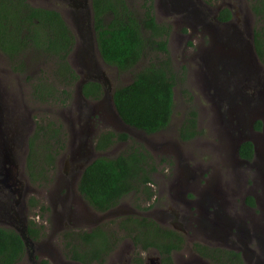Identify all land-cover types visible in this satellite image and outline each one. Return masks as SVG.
I'll use <instances>...</instances> for the list:
<instances>
[{"label":"rangeland","instance_id":"374dc122","mask_svg":"<svg viewBox=\"0 0 264 264\" xmlns=\"http://www.w3.org/2000/svg\"><path fill=\"white\" fill-rule=\"evenodd\" d=\"M27 2L58 11L74 34L68 61L78 79L65 80L56 86V96L51 94L50 99L43 101L48 94L42 93L39 98L35 95L38 91L33 92L34 85L54 83V59L29 52L11 61L0 52V119L10 127L8 137L16 134L14 145L0 136V171L13 168L19 171L18 179L25 194L21 224L1 222L0 227L24 236L23 262L67 264L70 261L64 255L62 238L65 231L69 235L75 230L70 241L78 243L76 234L82 235L80 231L102 224L108 227V223L122 215L144 217L139 208L150 204V212L145 216L160 224L162 217H166L165 225L177 229L184 238L182 249L174 255L175 264L205 263L193 258L191 243L219 248L231 245L235 234L216 240L209 225L202 229L200 218L206 215L212 219L215 213L225 215L229 205L240 213L233 214L232 218H240L237 226L244 263L264 264V104L257 106L261 102L256 100L254 92L259 90L264 100V65L252 47V33L258 22L249 11V1L153 0L156 21L171 27L167 48L176 73L170 122L155 134H144L124 125L115 112L111 96L116 87L131 82L136 72L159 55L147 53L131 69L120 72L103 62L98 53L90 0ZM128 2L139 9L142 0ZM224 7L231 12L227 23L217 19V12ZM225 40L230 57L219 54L220 43ZM22 59L23 69L16 70L21 69ZM246 59L249 65L245 64ZM85 80L101 84L100 100L82 96L81 85ZM191 109L196 112L199 133L181 142L177 132ZM258 121L261 127L254 132ZM39 123H51L64 134V147L55 157L54 175L45 184L31 182L25 167L28 140ZM106 131L126 133L128 139L96 151L95 140ZM242 140L255 143V153L245 163L238 159L237 152ZM134 143L142 144L152 154L156 171L151 175L154 196L147 201L144 195L129 192L114 208L104 213L94 210L77 190L79 167L100 156L115 157ZM248 197L253 199V206L248 204ZM31 199L36 202L35 206ZM30 222L37 229L33 241L25 233ZM129 243V238L121 241L113 252L114 260L122 261L123 254L119 251Z\"/></svg>","mask_w":264,"mask_h":264},{"label":"trees","instance_id":"16d2710c","mask_svg":"<svg viewBox=\"0 0 264 264\" xmlns=\"http://www.w3.org/2000/svg\"><path fill=\"white\" fill-rule=\"evenodd\" d=\"M258 25L253 30L255 53L264 65V0H248ZM92 26L95 43L103 62L116 67L120 72L131 69L147 53L159 55L133 76L131 82L116 87L112 92V103L120 121L146 134H155L166 128L173 112V88L176 73L168 52L167 42L171 27L156 21L153 0H142L139 9L132 7L128 0H90ZM231 12L222 8L217 14L218 20H228ZM75 38L60 13L54 9L30 5L27 0H0V51L11 61L23 58L27 53H41L54 59V83L38 82L34 85L43 101L56 96L57 87L66 81H76L78 76L68 61ZM24 67L22 59L21 69ZM81 94L87 100H100L103 88L96 80H85L81 85ZM69 91L66 89V98ZM261 127L260 121L255 129ZM197 118L194 110H189L178 129L180 141H188L198 135ZM64 134L60 127L39 123L28 140L26 169L31 182L48 180L47 173L55 165L58 150L64 147ZM126 133L106 131L94 143L97 151L106 150L113 142L126 141ZM61 143V144H59ZM238 153L250 159L253 154L252 143L244 141ZM152 154L142 144H131L129 149L119 155L108 158L97 157L83 169L77 190L96 211H105L114 206L125 194L139 191L151 180L155 170ZM145 187V186H144ZM253 205V199L247 198ZM32 206L36 202L31 199ZM135 220V219H134ZM138 223L137 220L134 221ZM30 222L27 226L29 236L36 234ZM136 226V225H135ZM157 230L150 234V245H154L161 254L162 264H173L172 250H180L184 239L171 230ZM67 236V235H66ZM71 237V236H70ZM78 241L83 235L76 234ZM144 239L147 237L143 236ZM86 239L97 244V239ZM156 239L155 243L153 241ZM100 241V246L102 245ZM106 242H103L105 244ZM73 257L77 258L79 242L67 240ZM195 250L214 262L245 264L239 253L232 250L214 248L210 255L208 248L193 244ZM25 245L22 237L13 229L0 227V264H28L23 262ZM225 254V258H222ZM223 260V261H218Z\"/></svg>","mask_w":264,"mask_h":264},{"label":"flooded vegetation","instance_id":"af4514ba","mask_svg":"<svg viewBox=\"0 0 264 264\" xmlns=\"http://www.w3.org/2000/svg\"><path fill=\"white\" fill-rule=\"evenodd\" d=\"M220 10L217 12V14L220 12ZM249 11L254 16L250 7H249ZM230 19L231 17L228 20H218V21L227 23L230 21ZM226 44H228L227 40L220 43L219 54L230 57L231 56L230 49L227 46H225ZM215 53L218 54V48H215ZM245 63L249 65V59H246ZM243 81H245V78L243 79ZM254 92L256 95V100L261 102L259 105H257L260 107L261 105L264 104V100L261 99V97L259 96V90H255ZM243 100L247 104L245 97L243 98ZM258 131L259 130L256 129V131L254 132H258ZM8 134H10V127H7V125L3 124L2 120L0 119L1 138H3L4 140H7L11 145H14L16 134H14V136H11V137H8L7 136ZM236 141L238 142V139ZM244 141H250V140H242L239 143V146ZM121 142H125V141H121ZM181 142H187V141H181ZM251 143H252V150H253L252 157H253L255 153V143L254 142H251ZM239 146H237V150L239 149ZM252 157L250 159H246V158L241 157L238 153V159L244 163L249 162L252 159ZM79 158L81 159V156H79ZM87 164H85L83 167H79L81 168L80 170L81 173ZM54 172H55V165L53 169L52 167L50 168V170L47 173V177H50V178L53 177ZM155 173L156 171L155 172L153 171L151 175L153 176ZM18 176H20L19 171H15L14 168L11 171H0V223L2 222V224L4 223L12 224L13 222H16V223L19 222L21 224L22 220L20 219H21L22 207L23 208L25 207L24 198H23L25 194L23 195L22 193V189H24V187L22 183L20 182V180L18 179ZM41 182H43V184L46 183L44 179H42ZM35 183H38V181H35ZM151 184H152V178L147 184L144 185L145 187L140 186L139 191L137 192L131 191V193H139V195L140 194L144 195V197H146L145 200L148 201L154 196V191L152 189L153 186ZM181 186H182V182H180V187ZM23 192H25V190ZM79 195L81 194L79 193ZM115 206H117V203L105 211H98V212L104 213L114 208ZM139 209L143 210L142 213L144 217L139 218V217H135L129 214L122 215V216L116 217L115 218L116 220L112 221V223H108V227L110 228L106 226H102V225H105V224H102V225L93 227L89 231H80L84 239L79 240V248H78L79 254L77 258L73 257V251L71 250V246H66L67 240H71L72 238H74L75 232L73 231L75 230H72V232L69 233V235H67L69 237H66V231H65L62 238H63L64 250H65L64 255L66 257V254H67L68 261H70L67 264H162L160 251L154 245H150V234L153 235V231H155V233L157 234L156 229L161 230V231H163L164 229L171 230L176 235H180V234L176 232L177 229H175L174 227L165 225L166 217H162V219L164 220H161L162 223L160 224L156 220L149 218L150 216H145V214L150 212V209H151L150 204L145 205V207H140ZM233 214L240 215L239 212L235 211V208L233 206L229 205L227 207V213L225 215H220L219 213H215L212 219H209L208 217H206V215H203L202 217H200L203 223L202 229L205 230V226L209 225L210 233L213 235V237L216 240L226 238L230 236V234H235V236L232 237V241L230 243L231 245L226 248H221V249L232 250L236 253H239V256L244 259L245 254H244V250L240 249L242 243L240 244L241 236L238 233L239 227L237 226V222L239 221L240 218H238L237 220L233 219L232 218ZM35 216L38 217V215H35ZM39 219H40V216H39ZM134 219L137 220L138 223H135ZM33 224H30V225L33 227ZM35 230L37 231V229ZM15 232L17 231L15 230ZM17 233L21 236L19 232ZM25 233L27 236L26 238L27 239L30 238L33 241V237H35L36 234L29 236L27 233V227H26ZM87 234L91 236V239H97L98 243L97 244L90 243L86 239ZM143 236H146L147 240L146 238L144 239ZM126 237L129 238L130 243L128 247H122L120 249L119 252L123 254V257H121L122 261L119 262V259L114 260L116 257V254L113 255V252L120 246L121 241H123L124 239H127ZM102 238H103L102 245L100 246V241ZM155 241L156 239L153 241V243H155ZM245 241L247 240L245 239ZM103 242H106V243L103 244ZM194 243H198V242H194ZM194 243H191L190 249L193 254V258L195 260L205 262L202 264H220V262H214L211 259H209V257L201 255L200 254L201 249L199 248V250H195L193 247ZM244 243L248 244L246 242ZM200 245L208 248L210 255L214 252L215 250L214 248H216V247L207 246V245L205 246L203 244H200ZM192 248L194 252L192 251ZM177 251H180V250H172L171 252L174 264H175L174 255L177 253ZM25 253H26V247H25L24 254ZM225 257H226L225 254H223L222 258H225ZM187 258H189V255L187 256ZM218 261H223V260H218ZM221 264H229V262L226 263V261H224V263H221Z\"/></svg>","mask_w":264,"mask_h":264},{"label":"clouds","instance_id":"9594fccd","mask_svg":"<svg viewBox=\"0 0 264 264\" xmlns=\"http://www.w3.org/2000/svg\"><path fill=\"white\" fill-rule=\"evenodd\" d=\"M252 47H253V50H254V44H253V34H252ZM254 53H255V50H254ZM255 56L257 57V55H256V53H255ZM235 58H238V56L237 55H235ZM258 58V57H257ZM103 61V60H102ZM246 64V63H245ZM247 65V64H246ZM98 82V81H97ZM22 237V236H21ZM24 241V240H23ZM25 243V242H24ZM195 244V243H194ZM196 244H200V243H196ZM200 246H202V245H200ZM181 250V249H180ZM172 256V255H171ZM241 258V257H240ZM242 259V258H241ZM172 260H173V258H172ZM243 260V259H242ZM244 262V261H243ZM173 264H174V262H173Z\"/></svg>","mask_w":264,"mask_h":264},{"label":"water","instance_id":"95a60500","mask_svg":"<svg viewBox=\"0 0 264 264\" xmlns=\"http://www.w3.org/2000/svg\"><path fill=\"white\" fill-rule=\"evenodd\" d=\"M120 120V119H119ZM125 125V124H124ZM22 237H24L22 234H21ZM23 239V238H22Z\"/></svg>","mask_w":264,"mask_h":264}]
</instances>
